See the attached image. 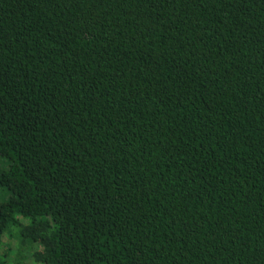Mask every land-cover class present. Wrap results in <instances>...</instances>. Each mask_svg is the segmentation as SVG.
<instances>
[{
  "label": "trees",
  "instance_id": "1",
  "mask_svg": "<svg viewBox=\"0 0 264 264\" xmlns=\"http://www.w3.org/2000/svg\"><path fill=\"white\" fill-rule=\"evenodd\" d=\"M0 160V264H264V0H0Z\"/></svg>",
  "mask_w": 264,
  "mask_h": 264
},
{
  "label": "rangeland",
  "instance_id": "2",
  "mask_svg": "<svg viewBox=\"0 0 264 264\" xmlns=\"http://www.w3.org/2000/svg\"><path fill=\"white\" fill-rule=\"evenodd\" d=\"M5 166V163H4V161L3 160H0V167H4ZM7 240V238L6 237H3L2 238V241H6ZM13 244H14V242H13ZM16 244H14L13 246H15ZM36 247H35V245L33 244V245H31L30 246V248L29 249H25V250H23L22 251V255H23V262H29V260H30V256H28V254H29V250H33V249H35ZM1 252H2V250H1ZM14 253V252H13ZM13 253H12V255H13ZM14 255L16 256V254L14 253ZM9 257L10 258H12V256L11 255H9Z\"/></svg>",
  "mask_w": 264,
  "mask_h": 264
}]
</instances>
